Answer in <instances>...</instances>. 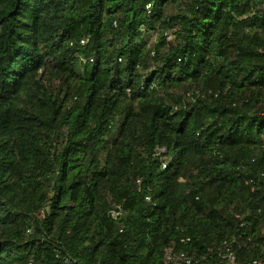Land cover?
I'll list each match as a JSON object with an SVG mask.
<instances>
[{
	"label": "trees",
	"instance_id": "trees-1",
	"mask_svg": "<svg viewBox=\"0 0 264 264\" xmlns=\"http://www.w3.org/2000/svg\"><path fill=\"white\" fill-rule=\"evenodd\" d=\"M231 207L257 237L264 0H0V264H166L235 234Z\"/></svg>",
	"mask_w": 264,
	"mask_h": 264
},
{
	"label": "built area",
	"instance_id": "built-area-1",
	"mask_svg": "<svg viewBox=\"0 0 264 264\" xmlns=\"http://www.w3.org/2000/svg\"><path fill=\"white\" fill-rule=\"evenodd\" d=\"M146 10L150 13L151 6L147 5ZM163 168L166 167L164 163ZM263 174H260L261 178ZM140 184V180L136 181ZM242 185L249 188L250 192H255L258 187V179H243ZM149 201V198H146ZM198 200V197H196ZM122 214V209L117 205H112L109 211L110 217L116 221ZM232 220L237 228V232L231 235L215 246H211L206 251L197 253L196 251H186L183 247L189 246L191 239L181 236L176 241H172L163 252V260L166 264H202L207 261L211 254L217 259V264H264V217L258 227L257 237L251 235L248 231L251 224L246 220L247 214L240 210L232 209L230 211ZM257 239H259L257 241ZM258 247L259 256L256 258L240 257V253L251 247ZM29 264H33L30 262Z\"/></svg>",
	"mask_w": 264,
	"mask_h": 264
},
{
	"label": "rangeland",
	"instance_id": "rangeland-1",
	"mask_svg": "<svg viewBox=\"0 0 264 264\" xmlns=\"http://www.w3.org/2000/svg\"><path fill=\"white\" fill-rule=\"evenodd\" d=\"M183 10L175 5H170L168 8H167V11H166V15L167 16H173V15H176L177 13H181ZM163 35L167 38L168 41H172L173 39V36H172V31H166V32H160L159 30L152 33V34H149L147 37H146V42L149 46H153L155 45L156 43H158L159 41V38L160 36ZM44 84L54 93H59L62 89V87L60 86V82L53 76H46L45 79H44ZM116 129V127H115ZM114 129V130H115ZM233 207H231L230 209L232 210Z\"/></svg>",
	"mask_w": 264,
	"mask_h": 264
}]
</instances>
